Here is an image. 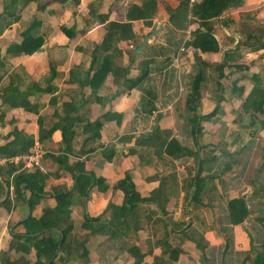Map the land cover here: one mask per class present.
Masks as SVG:
<instances>
[{
    "label": "crops",
    "instance_id": "crops-1",
    "mask_svg": "<svg viewBox=\"0 0 264 264\" xmlns=\"http://www.w3.org/2000/svg\"><path fill=\"white\" fill-rule=\"evenodd\" d=\"M21 1L17 10L22 9L20 19L0 33V64H4L0 67V93L7 91L9 100L18 98L24 105H11L0 97V147L13 146L15 129L39 141L45 154L37 172L45 178L41 182L33 176L30 178L32 186L22 182L21 189L16 191L12 182L19 168L15 166L16 169L11 172L7 171L8 166L0 169V264L2 253L9 250L13 234L24 233L21 222L29 217H42L46 210L57 206V196L63 193H71L72 197L69 220L73 224V243L80 242L85 247L73 249L65 263L60 260L65 254L59 252L56 258L58 264H136V257L130 252L133 246H137L143 254L139 264H178V261L169 262L162 252V245L157 244V240L165 237L167 232L171 244L179 242L178 223L181 221L175 212L177 206L174 207L178 203L174 197L178 196L176 191H188V178L199 171L203 157V162L207 164L203 175L212 177L205 179L201 198L206 206L213 207L204 196L209 182L218 180L216 175L223 178L233 168L229 159L233 156L232 149L226 153L208 152L215 139H220L214 132L208 135L203 128L205 133L198 138L199 145L196 144L191 120L193 113L187 104L190 80L197 66L196 58L209 64L204 70L209 83L201 90L203 114L213 112L215 107L206 104L207 97L225 93L224 77H220L215 65L219 66L224 61L226 52L230 53L232 61L249 66L250 73L256 74L263 86L264 47L250 48L256 40L252 32L264 29V0H242L239 6L210 21L220 47L216 53L185 47V41L200 25L190 22L183 29L171 23L170 16L178 9L181 0ZM199 1L189 0V3ZM4 6L5 0H0V14ZM142 13L148 17H136ZM34 19L40 22L38 35L43 39L40 49L32 54L8 53V46L21 42V31ZM111 21L132 23L134 35L132 39L117 35L111 43L112 47L95 59L97 63L105 62L110 67L97 74L95 79V70L99 66L91 70L93 51L104 39ZM63 27L70 29L74 35L68 36ZM2 28L0 23V30ZM156 28L158 33L148 41L144 50L140 54L135 53L134 48ZM176 56L180 62L177 66L174 64ZM145 63L147 74L142 77ZM115 67L126 71L121 76L117 75ZM209 68L212 70L209 71ZM222 71L224 76L233 79L228 88L234 96H239L234 91L236 80H239L238 88L245 87L243 97L239 96L244 99L253 81L244 73L230 71L227 67ZM219 79L221 89L217 84ZM97 121L100 123L98 130L86 129L89 123ZM263 121L264 116L257 115L253 125L248 121V127L261 126ZM214 123L215 116L202 121L206 127L208 124L214 126ZM64 126H71L65 136ZM156 128L171 130L172 136L197 151V155L180 159H172L165 154L159 157L152 147L137 144L138 138L153 133ZM180 128L184 136L189 135V141H182L176 133ZM260 130L264 132V128ZM71 133L74 136L67 145L65 137L70 140ZM251 133L254 134V130ZM200 138L208 145H202ZM248 138L258 142L257 138ZM224 156L229 158L219 165ZM216 158L217 164L208 162ZM227 163L232 166L230 171L225 174L216 171ZM210 165L214 166L213 170ZM80 169L103 180L100 185L89 188L87 196L77 190L76 176ZM3 175L10 179L9 187ZM127 176H130L141 197L150 196L162 183L170 189L171 196L164 207L168 211L167 216L177 224L174 229L167 225L166 218L160 220L161 209L156 203L137 205L130 226L123 224L118 217L111 220L110 205L118 207L125 203L124 191L114 187ZM189 202L186 208L188 205L195 207ZM201 206L198 204L195 208ZM98 217H101V222L110 221L104 230L98 233L82 228L87 218ZM53 232L57 234L55 230ZM51 234L52 231H46L39 238ZM250 247L249 238L245 255ZM85 250L87 255H84ZM20 257L31 263L37 260L34 249L27 254L11 251L8 264H15Z\"/></svg>",
    "mask_w": 264,
    "mask_h": 264
},
{
    "label": "trees",
    "instance_id": "trees-1",
    "mask_svg": "<svg viewBox=\"0 0 264 264\" xmlns=\"http://www.w3.org/2000/svg\"><path fill=\"white\" fill-rule=\"evenodd\" d=\"M29 0H23V3H27ZM22 3L21 0H5L4 11L0 14V23L2 25V29L10 26L15 21L19 20L21 17V12L18 7ZM242 3V0H201L199 2H194L192 4L189 3V0H181L180 5L177 10L173 11L171 14V23L176 28H186V26L190 22L199 23L200 27L195 29L190 38L185 41V47H191L194 49H203L204 51L218 52L220 50L218 40L212 33V25L211 20L220 17L225 11L230 8H234L239 6ZM150 4H148V7ZM23 7V6H22ZM146 7V6H145ZM143 7V9H145ZM143 11V10H142ZM137 18L148 17L145 13L140 15H136ZM40 22L37 19L32 20L24 30L21 31V42L18 44L11 43L8 46V53H17V54H32L40 49L43 39L38 35V27ZM202 27V28H201ZM62 30L68 36H73L74 34L67 27H63ZM256 35V40L252 42L250 49H259L264 47V29H256L255 32H252ZM119 35L122 38L132 39L133 38V30L132 23H123L118 21H111L107 28V33L100 44H98L93 51V64L91 70H95V66L98 65L99 68H96V73L94 78H97V74L104 73L108 68H110L108 63H97L95 59L98 56L103 55L105 51H108L112 47V42L115 40L116 36ZM197 66L194 68V73L192 74L190 80V92L187 96V104L190 111L193 113V118L191 119L193 122V133L194 137L197 139L196 144L199 145L198 138L200 137L203 128L201 127L202 121L211 120L214 116H216L218 112V107L211 113L203 114L201 111V90L207 87V82L205 78V68L209 65L208 63L196 58ZM4 64H0L2 68ZM142 77L147 74V65L146 63L143 65ZM227 67L230 71L244 73L246 77H249L251 81H253V86L250 92L243 99V110L244 113L250 117V125H253L256 121L257 115L264 116V86L260 83V78L256 74L250 73V67L238 62L232 61L230 53L226 52L224 61L217 66L216 69L222 70ZM221 68V69H219ZM122 68L114 69V73L122 75V72H125ZM124 74V73H123ZM141 79V77H140ZM219 79L217 84L219 89L222 88V83ZM239 80L235 81L234 91L238 93L240 97H243L245 92V87L242 86L238 88L237 83ZM133 85H136L133 84ZM0 97L3 100H8L11 102V105H24L23 101L18 100H9L7 97V91L4 94L0 93ZM107 114H105L106 116ZM249 125V126H250ZM264 125V121L262 123ZM100 127V123L97 121L94 124L89 123L86 129L98 130ZM55 129V128H54ZM52 129V131L54 130ZM64 136L67 133V130H71V126L63 127ZM153 132V131H152ZM14 140L12 141L13 146H2L0 147V153L2 155H15L20 153L27 152L31 146L34 144V139L32 137L27 136L24 132L15 129L13 131ZM98 132L96 131V136H98ZM74 136L71 133L70 140H66L65 143L69 145V141L72 140ZM137 144L144 147H152L154 149V154L156 156H162L163 154L168 155L172 159H180L190 155H197V151H193L187 146L180 143V141L172 136L171 130H160L156 128L153 133L145 134L137 139ZM201 148V145H200ZM208 161V160H207ZM211 162L212 165L218 163V158L208 161ZM207 164L203 162V157H201V162L199 165V171L188 178V188L191 191L187 192L189 194V204L195 207L199 205H205L202 200V191L204 189L205 179L212 177V175L205 176L203 175V171L207 169ZM8 172L14 171L16 169L15 165L7 164ZM214 166H209L211 170H213ZM232 168L230 163L224 164V166L216 168V171L220 174H225ZM264 167H260L256 173L259 176L260 172H263ZM39 168H35L30 171L19 170V173L14 176L13 186L17 191L21 189L22 182H27L30 186L31 177H36L40 179L42 182L44 180V176H40L38 174ZM264 175V174H263ZM4 182L8 185L11 184L9 178L3 175ZM77 182V190L80 194L87 196L89 188L91 189L94 185H100L103 180L101 178L95 177L93 174L86 173L84 169H80L78 176H76ZM115 189H122L125 193V203L122 206H115L114 204L110 205V210L112 212L113 221L118 217L123 224L131 225V217L134 214V210L137 208V205L141 203H156L158 207L161 209V217L160 220H164L166 218L167 225L171 226V229H174L177 224L173 219L167 216L168 211L164 207L165 203L170 199V189H167L163 183L160 185L159 189L155 190L148 197H141L137 192L134 183L131 181L130 176H127L124 180L120 181L115 185ZM41 192L40 189H38ZM174 193V192H173ZM58 204L55 208L48 209L44 213V215L38 219L29 217L25 221L21 222V225L24 227V233H14L13 240L10 243L9 250L2 253V264H8L11 258V251L14 252H23L24 254L30 253L33 249L36 253L37 260L34 263L28 262L24 257H20L15 261V264H58L56 258L59 255V252H63L65 255L61 257V261L65 263L67 260V256L74 249L84 248L80 242H74L71 237V233L73 231V224L69 220L70 213V205L72 204L71 193H63L57 196ZM254 201L252 197L249 196H238L227 200L226 203V218L227 223L231 225L242 224L251 214H253V210L251 209V203ZM8 200L4 203L6 204ZM258 219L260 221H264V216H259ZM158 221V220H157ZM110 221L101 222V217L98 218H87L84 222L82 228H89L95 232H101L104 230ZM56 231L57 234H54L53 231ZM46 231H52L51 235L44 236L39 238L40 235L44 234ZM178 232L182 233V237L186 238L188 235L186 232L195 233L193 229L190 227L185 228L182 224L178 223ZM196 235H191L187 237L188 240H192L196 243L197 248L205 255V248L207 243L205 242L203 237L198 238ZM112 235H115V232H112ZM61 236V237H60ZM118 234H116V237ZM165 237L157 240V244L162 245L163 253L167 255L169 262L173 263L179 260L180 255L183 253L182 244L185 241L184 238H180L177 245L170 243V236L168 232L164 235ZM196 236V238H195ZM252 240V239H251ZM228 240L226 244L228 245ZM75 245V246H74ZM84 255H87V251H84ZM130 252L136 257V264H139L143 259V254L137 246H133L130 248ZM225 254V252H224ZM246 259L251 262V264H264V239L258 244H255V241L251 242V247L246 254ZM60 262V261H59Z\"/></svg>",
    "mask_w": 264,
    "mask_h": 264
},
{
    "label": "rangeland",
    "instance_id": "rangeland-1",
    "mask_svg": "<svg viewBox=\"0 0 264 264\" xmlns=\"http://www.w3.org/2000/svg\"><path fill=\"white\" fill-rule=\"evenodd\" d=\"M210 70L212 69L209 68ZM209 71L208 76L210 75ZM218 71L220 77H224L222 81L226 87L225 93L206 98L207 105L215 106L212 111L218 107L215 116L216 123L214 126L208 124L206 127L204 124L201 127L205 128L206 134L214 132L220 138L215 139V143L211 144L213 147L209 148L208 152L212 154L213 152L226 153L227 150H233L231 154L234 161L229 156H224L225 158L220 159L218 163L220 165L226 158H229L233 168L223 178L216 175L215 178L218 180H215L214 183L210 181L208 189L205 193L203 192L206 200L213 207L202 205L197 209L188 205L186 208L189 200L187 192L191 189L176 191L178 196L174 197L178 199V203L174 207L177 206L175 212L178 213V220L181 221L179 223L186 226L185 228L193 229L197 233V237H203L207 243L205 255H203L195 242L187 238L196 234L188 233L186 238L183 237L186 241L182 245L184 251L178 264H251L245 258V248L248 247L249 238L251 242L255 241L256 245L264 239V221L258 219L259 216H264V171L260 172L259 176L256 173L260 167H264V132L260 130L264 128V125L248 127L250 119L242 110L243 98L234 96L228 88L233 79L224 76V71ZM262 84L264 86V83ZM247 88L249 90L250 87L247 86ZM253 130L254 134L251 133ZM205 131L202 130L201 136ZM176 133L182 137V141L187 142L189 135L184 136L181 128ZM248 137L257 138L258 142ZM226 138L228 140L225 143ZM200 142L204 146L208 145L203 142L202 138H200ZM244 194L254 199L251 203L253 214L244 223L233 226L226 222L227 200ZM181 237L182 234L178 232V239ZM227 240L228 245L226 244Z\"/></svg>",
    "mask_w": 264,
    "mask_h": 264
},
{
    "label": "built area",
    "instance_id": "built-area-1",
    "mask_svg": "<svg viewBox=\"0 0 264 264\" xmlns=\"http://www.w3.org/2000/svg\"><path fill=\"white\" fill-rule=\"evenodd\" d=\"M179 63V57L176 56L174 58L175 66L179 65ZM44 154L45 150L42 148L41 143L35 140L31 148L25 153L10 156L0 154V169L7 164H13L17 166L20 171L33 170L40 167Z\"/></svg>",
    "mask_w": 264,
    "mask_h": 264
},
{
    "label": "water",
    "instance_id": "water-1",
    "mask_svg": "<svg viewBox=\"0 0 264 264\" xmlns=\"http://www.w3.org/2000/svg\"><path fill=\"white\" fill-rule=\"evenodd\" d=\"M158 31H159V29L156 28V29L152 30V32L150 34L146 35L144 37L143 42L139 46H137L136 48H134V52L137 53V54H140L142 52V50H144V48L147 46L148 41L153 36H155L158 33Z\"/></svg>",
    "mask_w": 264,
    "mask_h": 264
}]
</instances>
